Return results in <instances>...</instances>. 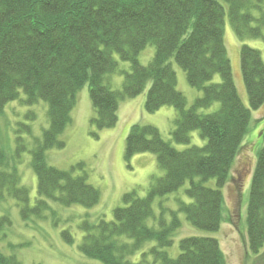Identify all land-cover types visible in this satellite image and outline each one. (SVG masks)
Segmentation results:
<instances>
[{
	"label": "trees",
	"instance_id": "1",
	"mask_svg": "<svg viewBox=\"0 0 264 264\" xmlns=\"http://www.w3.org/2000/svg\"><path fill=\"white\" fill-rule=\"evenodd\" d=\"M225 15L237 39H260L264 44V0H0V115L22 92L26 104L45 102L49 118V127L30 151L37 180L34 204L30 206L29 192L18 184V172L11 165L26 151L21 137L15 140L12 160L0 147V203L12 198L23 219L41 217L51 203L95 206L99 191L86 182L85 174L73 175L82 164L68 171L56 169L47 164L45 151L63 147L59 135L71 124L76 93L84 85L95 111L91 119L95 130L114 127L119 101L146 91V113L164 106L176 109L170 132L173 142L188 145L191 132L198 131L206 144L177 150L155 127L132 125L125 138V159L155 154L163 176L152 179L145 198L135 191L124 194L123 205L113 210L111 221H83L77 248L102 264H224L219 242L210 237L181 239L176 258L163 249L171 246V234L180 226L177 212L195 228L219 229L224 205L220 189L230 180L249 130L250 110L264 103V61L259 51L246 45L240 47L239 60L249 108L238 96L223 39ZM147 45H153L155 53L142 66L137 56ZM114 53L131 68L129 73L120 72L124 76L120 91L104 84L106 75L117 72ZM170 60L185 72L189 86L201 92L189 108L176 89ZM216 75L219 83L212 82ZM214 103L219 105L217 111L199 113ZM20 132L31 133L26 126ZM209 179H215L216 188L204 186ZM185 183L189 203H178L169 224L160 221L159 229L148 227L153 200ZM2 219L8 222L7 217ZM246 231L249 250L256 254L264 245V144L250 177ZM62 237L68 244L73 242L68 230ZM120 237L132 242H121ZM147 241H155L156 246L142 253L138 263L128 260ZM0 264L21 263L0 252Z\"/></svg>",
	"mask_w": 264,
	"mask_h": 264
},
{
	"label": "rangeland",
	"instance_id": "2",
	"mask_svg": "<svg viewBox=\"0 0 264 264\" xmlns=\"http://www.w3.org/2000/svg\"><path fill=\"white\" fill-rule=\"evenodd\" d=\"M223 39L238 96L243 105L249 108L248 96L240 72V47L246 45L259 51L264 61V44L260 39H237L227 15L224 18ZM154 53L155 47L147 45L137 56L139 64L147 66L153 59ZM113 59L117 63V72L106 75L104 84L111 90L120 91L124 80L120 72L129 73L131 68L129 62L120 60L115 53ZM170 64L176 75V89L184 95L189 108L201 96V92L189 86L185 72L173 60H170ZM212 82L219 83L220 77L216 75ZM145 92L141 95H145ZM141 95L132 98V102L124 104L121 111L124 122H118L109 129L95 130L91 124L95 111L89 99L88 86L84 85L77 91L76 104L71 112V124L58 138L64 145L61 148L46 150L45 158L51 167L65 171L82 164V168H75L73 175H86V182L99 191V202L91 208L80 205L64 207L51 203L49 210L41 217L23 219L20 215V205L12 198L1 201V253L14 257L21 264H102L79 252L77 247L82 237L80 224L83 221L96 224L100 219L111 221L113 210L123 205L124 194L135 191L138 197L145 198L152 179L162 177L164 173L157 166L155 154L143 153L125 159V138L130 127L135 124L153 126L159 131L163 140L170 142L177 150L191 146L202 147L206 144V140L200 137L198 131L191 132L188 145L173 142L170 132L175 126L176 109L164 106L154 113H146L145 99L143 103L138 102ZM218 108V103H214L209 108L200 109L199 113H213ZM47 111L48 106L43 101L26 104L25 96L20 92L18 99L8 102L0 115V147L6 155L12 160L17 137H21L26 146V151L21 154L19 161L15 162L13 159L11 165H14L18 172V184L29 192L30 206L34 204L37 196V180L30 167V151L33 149L34 140L40 141L43 131L49 127ZM250 113L249 130L232 165L230 180L220 189L224 199L223 220L216 232L193 227L183 213L177 212L178 203H189L185 195L188 183L176 192L153 200V217L147 219L148 227L159 229L160 221L169 224L173 212H177L180 222L179 228L171 234V246L163 249L170 258L179 255L181 239L210 237L219 242L224 264H264V245L258 253H252L248 247L246 231L250 177L257 153L264 144V103L257 110H250ZM129 121L131 124L125 125ZM23 126L29 127L30 135L20 132ZM203 184L210 189L216 188L215 179H209ZM3 217H7L8 222L3 220ZM65 230L72 235L71 244L66 243L62 237ZM119 241L132 242L126 237H120ZM154 246H156L155 241L144 242L135 255L128 257V260L138 263L141 254L148 252Z\"/></svg>",
	"mask_w": 264,
	"mask_h": 264
},
{
	"label": "crops",
	"instance_id": "3",
	"mask_svg": "<svg viewBox=\"0 0 264 264\" xmlns=\"http://www.w3.org/2000/svg\"><path fill=\"white\" fill-rule=\"evenodd\" d=\"M145 99V95H141V97H139V99H138V102L139 103H143V100ZM135 100V99H134ZM133 101V99H126V100H123L121 103H119V106H118V111H117V117H118V119H117V123L119 122H124V118H122L121 117V111L123 110V106H124V104L126 105V103H128V102H132ZM123 104V105H122ZM131 124V121H129V122H126L125 123V125H127V126H129Z\"/></svg>",
	"mask_w": 264,
	"mask_h": 264
}]
</instances>
